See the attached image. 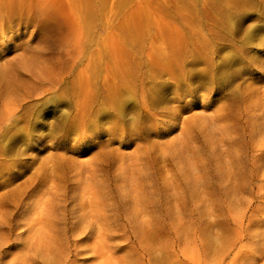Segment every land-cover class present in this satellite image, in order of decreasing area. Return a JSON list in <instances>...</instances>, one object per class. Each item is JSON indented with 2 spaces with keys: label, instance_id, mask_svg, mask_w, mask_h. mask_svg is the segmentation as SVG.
Returning a JSON list of instances; mask_svg holds the SVG:
<instances>
[{
  "label": "rangeland",
  "instance_id": "rangeland-1",
  "mask_svg": "<svg viewBox=\"0 0 264 264\" xmlns=\"http://www.w3.org/2000/svg\"><path fill=\"white\" fill-rule=\"evenodd\" d=\"M0 264H264V0H0Z\"/></svg>",
  "mask_w": 264,
  "mask_h": 264
},
{
  "label": "bare ground",
  "instance_id": "bare-ground-1",
  "mask_svg": "<svg viewBox=\"0 0 264 264\" xmlns=\"http://www.w3.org/2000/svg\"><path fill=\"white\" fill-rule=\"evenodd\" d=\"M53 81H55V80H53ZM114 88V87H113ZM120 91V90H119ZM122 91V90H121ZM120 91V92H121ZM126 93V92H125ZM113 95V94H112ZM122 95H124V94H122ZM110 97V96H109ZM117 97V96H116ZM111 98V97H110ZM115 98V97H114ZM123 98V96L121 97V98H116L115 99V102H114V106H115V108H114V110L116 111V113H118V112H121L122 110H123V108H125V106L126 107H128V100L127 99H122ZM130 102V101H129ZM109 106V105H108ZM133 107V106H132ZM98 112H99V114H101V115H104L105 113H106V110H105V108L104 107H100V108H98ZM124 113V112H123ZM125 115V114H124ZM110 119V118H109ZM65 126V125H64Z\"/></svg>",
  "mask_w": 264,
  "mask_h": 264
}]
</instances>
